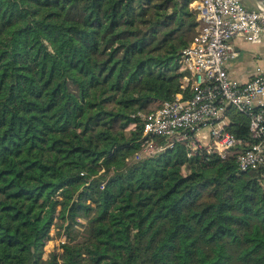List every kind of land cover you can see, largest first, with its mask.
Listing matches in <instances>:
<instances>
[{"label":"trees","instance_id":"obj_1","mask_svg":"<svg viewBox=\"0 0 264 264\" xmlns=\"http://www.w3.org/2000/svg\"><path fill=\"white\" fill-rule=\"evenodd\" d=\"M193 1L0 0V264H264V170L239 172L240 148L135 161L137 112L179 91ZM55 218L83 239L43 260Z\"/></svg>","mask_w":264,"mask_h":264},{"label":"built area","instance_id":"obj_2","mask_svg":"<svg viewBox=\"0 0 264 264\" xmlns=\"http://www.w3.org/2000/svg\"><path fill=\"white\" fill-rule=\"evenodd\" d=\"M190 7L199 24L190 44L174 60L179 91L157 109L137 112L141 149L135 161L179 146L187 158L225 159L240 148L235 154L239 172L264 170V71L258 68L247 82L238 83L226 68L236 57L233 39L264 41V10L248 9L241 0H194ZM230 108L248 118L251 141L228 130ZM66 242L62 238L60 246Z\"/></svg>","mask_w":264,"mask_h":264},{"label":"crops","instance_id":"obj_3","mask_svg":"<svg viewBox=\"0 0 264 264\" xmlns=\"http://www.w3.org/2000/svg\"><path fill=\"white\" fill-rule=\"evenodd\" d=\"M241 2L248 9L256 8L255 4H247L246 0H241ZM232 46L236 57L226 63L227 71L232 80L245 83L255 74L258 68L264 71V41L259 44H251L238 37L233 39ZM54 241V239H50L46 245V251L52 249Z\"/></svg>","mask_w":264,"mask_h":264},{"label":"rangeland","instance_id":"obj_4","mask_svg":"<svg viewBox=\"0 0 264 264\" xmlns=\"http://www.w3.org/2000/svg\"><path fill=\"white\" fill-rule=\"evenodd\" d=\"M246 3L250 4V5H253V3L250 0H246ZM172 74H174V72H172ZM57 213L58 212L56 211V215H57ZM60 216H62V215L60 214ZM62 223L63 222L60 219L55 218L54 225L52 226L51 231H50V239L52 238V239L55 240L54 241V246L52 247V249H48L47 248L48 250L46 251V245L48 244V242L50 240L47 242V244L43 248V254H42L43 260L48 259L50 254L59 253L60 252V244H61L62 238H65L66 241L68 240V238L70 236L71 237L72 236H76L77 239H83V229L86 226V220L78 218L77 219V223H80L81 225L75 224L68 231L66 229V225H67L68 222L66 221L63 224V226H62Z\"/></svg>","mask_w":264,"mask_h":264},{"label":"water","instance_id":"obj_5","mask_svg":"<svg viewBox=\"0 0 264 264\" xmlns=\"http://www.w3.org/2000/svg\"><path fill=\"white\" fill-rule=\"evenodd\" d=\"M257 8L264 10V0H250Z\"/></svg>","mask_w":264,"mask_h":264}]
</instances>
